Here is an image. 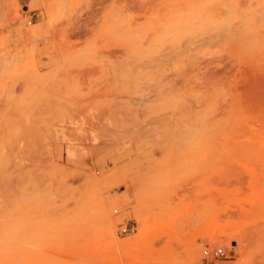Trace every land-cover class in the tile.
I'll list each match as a JSON object with an SVG mask.
<instances>
[{
    "label": "rangeland",
    "instance_id": "obj_1",
    "mask_svg": "<svg viewBox=\"0 0 264 264\" xmlns=\"http://www.w3.org/2000/svg\"><path fill=\"white\" fill-rule=\"evenodd\" d=\"M4 2L0 264H264V0Z\"/></svg>",
    "mask_w": 264,
    "mask_h": 264
},
{
    "label": "bare ground",
    "instance_id": "obj_2",
    "mask_svg": "<svg viewBox=\"0 0 264 264\" xmlns=\"http://www.w3.org/2000/svg\"><path fill=\"white\" fill-rule=\"evenodd\" d=\"M19 3H20V0H8V2H4V4H2V6L3 7H7V8H10V7H18V5H19ZM212 6V5H211ZM213 7V6H212ZM211 7V8H212ZM1 9V8H0ZM17 16H19V15H17ZM35 26V25H34ZM39 26V25H38ZM38 26H35V27H33V28H31V29H29V31H28V33H35L36 31H37V29H38ZM155 26V25H154ZM40 27V26H39ZM156 28H158V26L156 27ZM22 29V28H21ZM40 29V28H39ZM186 30V29H185ZM20 31V30H19ZM18 31V32H19ZM39 31V30H38ZM160 31V30H159ZM190 31V30H189ZM23 31H21V33H22ZM158 32V31H157ZM191 32V31H190ZM20 33V32H19ZM24 33H26V32H24ZM161 33V32H160ZM163 33V32H162ZM156 35H157V33H155ZM196 34H197V32H196ZM22 35V34H21ZM161 35V34H160ZM163 35V34H162ZM193 35V34H192ZM177 37H179L180 35H176ZM157 37V36H156ZM173 38H175V36L173 37ZM135 39H137V37H135L134 38V40ZM139 40H140V38H139ZM139 40H135L134 42H135V44L136 43H138L139 44ZM162 40V39H161ZM131 42V41H130ZM133 42V41H132ZM173 42V41H172ZM141 44L142 43H144V42H140ZM150 43V42H149ZM163 43V42H162ZM123 44H124V42H123ZM125 44H128V43H125ZM132 44H134V43H132ZM134 44V45H135ZM137 44V45H138ZM145 44V43H144ZM151 44V43H150ZM159 44H160V42H159ZM140 45V44H139ZM138 47V46H137ZM137 47H135L136 49H137ZM164 47V46H163ZM159 48V47H158ZM161 48H162V46H161ZM143 49V48H142ZM149 49H150V47H149ZM138 51V50H137ZM136 51V52H137ZM152 52V51H151ZM138 53V52H137ZM133 54V53H132ZM132 54H131V56H132ZM135 56V55H134ZM135 58H137V57H135ZM145 58H146V56H145ZM138 59V58H137ZM161 59V58H160ZM133 60V59H132ZM151 60L153 61V59L151 58ZM15 61V60H14ZM156 61V60H155ZM160 61V60H159ZM138 62H139V60H138ZM134 63V62H133ZM145 63H146V61H145ZM148 64H150V62H147ZM157 63V62H156ZM137 64V63H136ZM138 64H140V63H138ZM137 64V65H138ZM142 64V63H141ZM158 65H159V63H157ZM134 65V64H133ZM140 66V65H139ZM146 66H147V64H146ZM150 66H152V65H150ZM154 66H155V63H154ZM136 67V66H135ZM157 67V66H156ZM180 67V66H179ZM177 68V67H176ZM155 69V68H154ZM133 70V69H132ZM148 71H149V69H148ZM133 72H135V71H133ZM146 72V71H145ZM160 72V71H159ZM149 73V72H148ZM153 73H155V72H153ZM134 74H136V75H138L137 73H134ZM129 77H130V74H129ZM136 77V76H135ZM139 77H140V75H139ZM141 77H142V75H141ZM1 218V217H0ZM6 219V218H5ZM4 220H2V222H3ZM6 225H7V223H6ZM8 226V225H7ZM10 229V228H9ZM2 237V236H1ZM213 238V237H212ZM214 239H215V237H214ZM218 239V238H217ZM213 240V239H212ZM219 240V239H218ZM214 241V240H213ZM210 242H211V240H210ZM217 242H219V241H217ZM215 243V242H214ZM240 243H241V249H240V253H241V251H242V249H243V244H242V241H240ZM2 244V243H1ZM212 244H213V242H212Z\"/></svg>",
    "mask_w": 264,
    "mask_h": 264
},
{
    "label": "built area",
    "instance_id": "obj_3",
    "mask_svg": "<svg viewBox=\"0 0 264 264\" xmlns=\"http://www.w3.org/2000/svg\"><path fill=\"white\" fill-rule=\"evenodd\" d=\"M31 23V22H30ZM124 231H127V228L124 229ZM205 253L207 255H213L215 257H227V252L223 247H217L213 250H205Z\"/></svg>",
    "mask_w": 264,
    "mask_h": 264
}]
</instances>
